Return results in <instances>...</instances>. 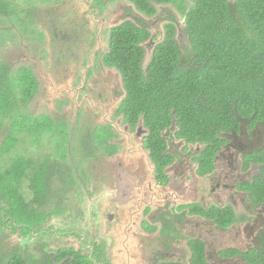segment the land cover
<instances>
[{"label":"flooded vegetation","instance_id":"obj_1","mask_svg":"<svg viewBox=\"0 0 264 264\" xmlns=\"http://www.w3.org/2000/svg\"><path fill=\"white\" fill-rule=\"evenodd\" d=\"M108 1L86 0L88 13L70 10L62 16L59 28L57 18L50 17L31 40H45L38 60L27 61L30 66L17 64V68L28 69L37 83V93L26 111L30 128L36 130L39 121L46 126L44 120L49 118L59 131L53 141L49 133L27 132V142L17 140L14 153L11 149L7 154L4 144L11 141L9 132L6 128L0 131V169L22 167L12 188L31 215L42 219L34 223L27 239L18 226L13 250L33 264L41 257L49 264H199L201 259L206 264H253L243 255L264 252V202L257 204V198L244 190L254 183L260 166L245 164L244 155L251 150L242 142H237L236 150V141L228 139L241 134H218L210 150L208 141L182 137L180 123L173 119L160 132L164 146L160 150L152 145V127L145 117L139 116L134 123L136 117L121 109L127 93L112 63L113 33L128 23L139 29L142 37L134 49L140 50L145 71L168 29H175L176 42L186 44L173 7L184 14L192 1L151 2L154 13L147 14L137 11L129 0H116L130 6L118 24L106 17ZM72 2L75 5L80 0L67 6L73 8ZM84 17L87 21L82 24ZM182 20L185 26V14ZM19 39L21 49L26 47L23 37ZM59 39L61 58L54 50V41ZM110 70L121 78L116 98L120 103L114 111H105L99 121L98 111L108 105L103 99L98 103L88 88L93 89L100 72ZM49 72L61 75L59 87L51 94L53 114L32 113L33 101L48 91L44 84ZM80 98L83 106L92 109L91 114L96 112L85 121L88 113L80 108ZM70 100L77 111L69 119L66 113L72 108L64 102L70 105ZM59 133L70 141L60 139ZM100 133L106 139L98 142ZM29 145L33 150L23 155L21 148ZM209 156L208 170L203 160L208 163ZM1 194L0 190V199ZM213 231L217 238L209 241Z\"/></svg>","mask_w":264,"mask_h":264},{"label":"trees","instance_id":"obj_2","mask_svg":"<svg viewBox=\"0 0 264 264\" xmlns=\"http://www.w3.org/2000/svg\"><path fill=\"white\" fill-rule=\"evenodd\" d=\"M24 1L0 0V17L23 24L26 15L27 18L30 16V11L19 9L18 4ZM129 1L137 11L147 14L154 13L151 2H171ZM191 1L189 10L184 11L183 38L186 44L176 42L173 39L175 29H168L165 41L156 48L145 71L140 50L134 49L142 37L139 29L128 23L113 33L112 63L119 70L127 93L121 109L127 116L136 117L134 123L139 116L145 117L147 126L152 127V145L160 150L164 149L160 132L173 119L180 123L182 137L208 141L210 144L206 148L210 150L218 134H239L264 125V0ZM18 29L21 34L28 32L26 27ZM36 93L37 83L28 69L12 71L0 63V131L6 128L11 140L4 144L5 154L11 149L14 153L17 140L27 142V132L49 133L50 141L55 134L58 135V128L53 127L49 118L44 120L46 126L39 121L36 130L30 128L27 105ZM66 136L62 135L60 139ZM103 139L106 137L100 133L98 142ZM244 156L245 164L252 162L260 166L254 183L247 184L244 190L261 204L264 202V144ZM208 158V163L203 160L207 169L211 166L212 156ZM0 172L3 173L0 180V231L10 229V234L0 238V264H33L30 259L17 256L9 237L19 226L25 239L29 238L31 227L41 218L31 215L29 206L12 188L18 181L16 173L21 174L22 167L12 165L6 170L0 169ZM7 173H11L10 180H4ZM243 257L253 264H264L262 251ZM197 263L206 264L203 259ZM37 264L49 263L41 257Z\"/></svg>","mask_w":264,"mask_h":264},{"label":"rangeland","instance_id":"obj_3","mask_svg":"<svg viewBox=\"0 0 264 264\" xmlns=\"http://www.w3.org/2000/svg\"><path fill=\"white\" fill-rule=\"evenodd\" d=\"M50 0H26L18 5H20L19 9L28 10L30 11V16L25 18V21L23 24H18L16 20L12 21L10 19H7L5 17H0V30H3L0 32V63L5 64L9 69L12 68V71H15L17 69V64L24 63L22 64L23 66L30 64H27V61H33L36 62L38 60L40 52H39V47L41 45H44L45 40L42 43H38L36 39L34 41H31L33 38H36L38 33L42 30V25L45 21H48L50 17H55L57 18V26L59 28L60 23L62 21V16L66 15L69 13V11H75L76 13H88L87 6H86V0H80L77 4L74 5V2H72V7L67 6L68 2L72 0H65L63 1L60 5L56 6L57 2H49ZM110 3L108 6L104 8L106 17H108V20H114V24L121 23L124 19L125 15V10L126 8L130 7L128 4L122 1H116L113 0L111 2L110 0L108 1ZM95 8V7H93ZM103 9V8H102ZM174 9V15L176 18L179 20L178 25L181 28H184L183 23V14L179 13L175 7ZM89 20H91V14L89 13L87 15ZM87 18L84 17L81 20L83 22L87 21ZM99 18H101L99 16ZM157 23V22H156ZM155 23V24H156ZM83 24V23H82ZM47 25V24H46ZM56 26V25H55ZM27 28L28 33L23 32V34L20 33V30L18 28ZM23 35V43L26 47H22L21 49V40H17V38L22 37ZM31 41V42H30ZM38 43V44H37ZM62 39L54 41V50H55V55H59L58 57L61 58L63 49L61 47ZM53 55V57H56ZM113 70V69H112ZM110 70L109 73L106 72H100L99 76L100 79L96 81L95 86L93 89L89 87L88 89L92 90L91 95L97 97L98 103L103 100H106V104L108 105L106 109L102 110L100 109L98 111V120L102 121V117L104 115V112H110L114 111L117 106L120 103V100L116 102V98L119 95V89L122 88L121 84V78L119 74L114 70ZM43 72L44 69H43ZM58 75V73H56ZM112 76L116 78V80L112 79ZM46 78V76L44 75ZM61 75L59 76H53L51 72H49V79L46 78V82L44 84V87L46 90L45 94H42L36 98L35 101H33V104L35 105L33 109H30V112L32 113H40V111H45L47 114H50L54 111V96L51 95L53 94V89H57L59 87V84L57 82V78H60ZM50 90V92H49ZM45 92V91H44ZM48 92V94H47ZM95 92V93H94ZM69 96L72 95L71 93H68ZM66 96V94H65ZM81 99V98H80ZM71 102V100H70ZM80 102V108L84 111V113H88L87 116H85L84 121L87 118L94 116V113L91 114L92 109L88 108L87 106L82 105V99L79 100ZM66 106H72V102L69 105L68 102H64ZM72 109L70 112L66 113L69 115V119L74 116L75 111L77 109L71 107ZM79 108V109H80ZM93 111H95L93 109ZM60 117H64V114H61L60 112H57ZM240 136L234 137L233 135H229L228 139L231 140V142L236 141V145L234 149L237 150V142H242L243 146L247 147L250 150H258L260 149L263 144H264V125H259L257 128L253 131L250 130H244L243 132L240 133ZM67 137V141H70L69 137ZM68 146V143H67ZM34 146L29 145L28 147H23L21 148V153L23 155L28 154L31 150H33ZM3 173L0 172V180L1 176ZM4 180H10L11 179V173L5 174ZM201 180V179H200ZM202 181V180H201ZM0 184L1 181H0ZM206 185H208L207 182H205ZM87 203V202H86ZM58 223V221H56ZM10 234V229H6L5 232L0 231V238L1 235L3 236L4 234ZM217 233L216 232H211L209 233L208 239L209 241H214L217 238ZM10 242L14 246L15 243L18 242V235H10ZM106 254V253H105Z\"/></svg>","mask_w":264,"mask_h":264},{"label":"clouds","instance_id":"obj_4","mask_svg":"<svg viewBox=\"0 0 264 264\" xmlns=\"http://www.w3.org/2000/svg\"><path fill=\"white\" fill-rule=\"evenodd\" d=\"M111 2H113V0H111Z\"/></svg>","mask_w":264,"mask_h":264}]
</instances>
